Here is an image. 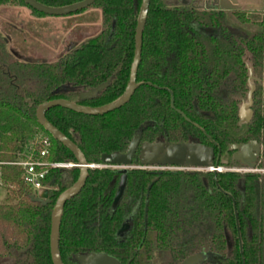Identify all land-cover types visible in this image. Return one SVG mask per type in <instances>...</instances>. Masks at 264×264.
Returning <instances> with one entry per match:
<instances>
[{
  "label": "trees",
  "instance_id": "1",
  "mask_svg": "<svg viewBox=\"0 0 264 264\" xmlns=\"http://www.w3.org/2000/svg\"><path fill=\"white\" fill-rule=\"evenodd\" d=\"M37 1L63 6L80 0ZM201 1L149 0L138 86L123 106L100 115L61 106L45 112L89 164H100L102 153L125 152L135 136L139 142L214 145L224 168L241 166L232 159L231 145L264 144V13L205 8ZM5 5L45 15L23 0H0V7ZM139 5L140 0H95L84 9L100 10V30L54 60L11 58L0 30V264H52L51 210L79 169L50 168L43 180L48 188L43 205L30 199L20 167L9 162L24 157L37 131L51 143L48 160L76 162L39 125L35 110L53 98L99 106L122 93ZM227 11L236 22L255 28L233 24ZM248 68L255 88L251 116L241 120ZM104 82L94 95L81 96ZM136 157L115 207L120 172L107 166L89 168L81 190L64 203L58 238L63 264H80L77 256L91 252L112 255L122 264H178L196 252L204 253L198 264H264V173L223 169L214 179L211 170L140 168Z\"/></svg>",
  "mask_w": 264,
  "mask_h": 264
},
{
  "label": "water",
  "instance_id": "2",
  "mask_svg": "<svg viewBox=\"0 0 264 264\" xmlns=\"http://www.w3.org/2000/svg\"><path fill=\"white\" fill-rule=\"evenodd\" d=\"M94 1L95 0H80L63 6H49L42 4L37 0H23L26 5L45 15H65L74 13L90 6ZM148 6L149 0H140L134 30L133 56L129 68L128 79L124 90L117 98L99 106H86L63 98H53L40 103L35 110L36 120L39 125L55 140L60 142L63 146L71 151L74 158L76 159V162L78 164L77 167L79 169L78 177L75 182L58 194L51 210L49 228V253L52 264H63L58 251V238L60 219L64 203L75 196L81 190L87 178L89 168L107 166L117 168L120 172V178L112 202V206L115 207L125 189L127 168L131 166L132 156L134 155L135 150L138 146L139 139L136 136L133 137L129 142V145L125 152L102 153L100 155V164H89L76 144L73 143L64 133H62L45 117V112L53 106H61L78 113L100 115L123 106L129 100L135 88L138 86V83L136 82V71L140 61L142 32L147 17ZM208 7L226 9L232 8L233 6H226L222 2H217V5L210 6L209 4H205V8ZM248 70L249 90L247 92L246 100L241 102L238 109V116L241 120H249L251 116V95L255 88V84L251 82L252 75L250 68H248ZM106 84L107 82H104L89 91H84L81 93V96H92L97 91L106 86ZM172 103L173 100L171 94V104ZM244 108H248V115L246 118H242L241 116ZM231 149L233 150L232 159L239 162L243 166L244 170L251 171L256 169V158L259 156H261L262 164L264 165V145L257 142L256 140H249L246 143L233 144L231 145ZM139 150V162L144 166H173L178 168L188 167L195 170H211L214 173V179L215 173L219 171L217 169L219 152H217V158L214 165L212 166L213 168L209 169V164L214 158V149L212 146H207L201 142L193 140L188 142H171L166 144V146H163L162 142L157 141L141 142L139 144ZM30 199L34 202H39L44 205L48 202V190H42L38 196L30 195ZM233 207L237 227L239 249L241 252V239L234 201ZM125 227L126 225H123L121 230ZM77 258L79 259L80 264H122L114 256L102 252L80 254L77 256ZM203 259L204 253L196 252L184 257L181 261L178 262V264H198ZM126 264H128V262Z\"/></svg>",
  "mask_w": 264,
  "mask_h": 264
},
{
  "label": "rangeland",
  "instance_id": "3",
  "mask_svg": "<svg viewBox=\"0 0 264 264\" xmlns=\"http://www.w3.org/2000/svg\"><path fill=\"white\" fill-rule=\"evenodd\" d=\"M171 1L175 3L190 2L189 0ZM238 1L241 4L238 9L264 13V0ZM200 4L217 5V0H202ZM226 10L230 11L229 8ZM228 11L227 13H229ZM229 18L233 24L242 29L255 28L252 24L236 22L230 13ZM100 27V10L95 7L65 15H36L28 7L22 5L0 7V30L7 38V51L11 58L17 57L32 61L54 60L86 37L98 32ZM24 84L27 86L31 84V81ZM247 110L248 108L243 109L242 118L247 117ZM41 134V131L35 132L31 142L39 138ZM258 168L263 169L264 167L258 166ZM240 172L243 170L240 169ZM260 172L264 173V169Z\"/></svg>",
  "mask_w": 264,
  "mask_h": 264
},
{
  "label": "built area",
  "instance_id": "4",
  "mask_svg": "<svg viewBox=\"0 0 264 264\" xmlns=\"http://www.w3.org/2000/svg\"><path fill=\"white\" fill-rule=\"evenodd\" d=\"M49 138L43 134L33 142H31L23 152L24 157L9 162L20 167L22 180L31 191V195L38 196L39 193L47 189L43 180L50 168H70L77 167V162L72 161H51L47 159L50 149ZM213 167H209L212 169ZM219 171L223 170L218 166Z\"/></svg>",
  "mask_w": 264,
  "mask_h": 264
},
{
  "label": "flooded vegetation",
  "instance_id": "5",
  "mask_svg": "<svg viewBox=\"0 0 264 264\" xmlns=\"http://www.w3.org/2000/svg\"><path fill=\"white\" fill-rule=\"evenodd\" d=\"M153 142H156V141H153ZM157 142H162L163 143V146H166V144H168V143H171V142H168V141H166V140H157ZM198 142V141H197ZM141 142H139L138 143V146H137V148H136V150H135V153H134V155H136L137 157V159H138V161H139V155H140V150H139V144H140ZM260 143V142H259ZM262 144V143H261ZM262 145H264V144H262ZM214 145H212V147H213ZM214 149V148H213ZM232 152H233V150H232ZM134 155L132 156V160H133V157H134ZM216 158H217V151L215 152L214 151V158H213V162L215 163V160H216ZM140 163V162H139ZM214 163H213V165H214ZM239 163V162H238ZM262 164V160H261V156H259V157H257L256 158V169H254V170H251L252 172L253 171H257V172H260L261 170H263V169H261V168H258V165L259 164ZM240 164V163H239ZM212 165V166H213ZM241 165V164H240ZM263 165V164H262ZM219 166V165H218ZM131 167H135L133 164H132V162H131V166L129 167V168H131ZM137 167H140V168H148V169H153V170H162V169H191V168H188V167H180V168H178V167H173V166H164V167H160V166H144V165H142L141 163L137 166ZM242 165L240 166V167H232V168H224L223 167V169H228V170H235V171H240V169L241 170H243V171H247V170H244V169H242ZM263 167H264V165H263ZM129 168H127V169H129ZM237 168H239V169H237ZM195 170V169H194ZM120 178V177H119Z\"/></svg>",
  "mask_w": 264,
  "mask_h": 264
},
{
  "label": "crops",
  "instance_id": "6",
  "mask_svg": "<svg viewBox=\"0 0 264 264\" xmlns=\"http://www.w3.org/2000/svg\"><path fill=\"white\" fill-rule=\"evenodd\" d=\"M218 3H223L226 6H233L235 8H239L241 4H239L238 0H217Z\"/></svg>",
  "mask_w": 264,
  "mask_h": 264
}]
</instances>
